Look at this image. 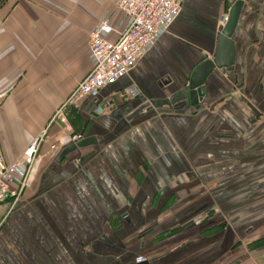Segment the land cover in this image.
I'll return each mask as SVG.
<instances>
[{
	"label": "crops",
	"instance_id": "0c3cea01",
	"mask_svg": "<svg viewBox=\"0 0 264 264\" xmlns=\"http://www.w3.org/2000/svg\"><path fill=\"white\" fill-rule=\"evenodd\" d=\"M116 1L0 0V156L14 162L46 129L57 146L0 205V264H264V0H245L236 69L211 74L198 108L125 120L185 85L236 0H184L129 74L50 125L93 67L90 32L126 28ZM73 134L96 144L58 160Z\"/></svg>",
	"mask_w": 264,
	"mask_h": 264
},
{
	"label": "built area",
	"instance_id": "2783aa9c",
	"mask_svg": "<svg viewBox=\"0 0 264 264\" xmlns=\"http://www.w3.org/2000/svg\"><path fill=\"white\" fill-rule=\"evenodd\" d=\"M184 0H117L118 10L127 19L126 28L119 37L111 40L107 37L114 27L108 20H101L90 32V53L93 59L91 71L79 82L66 100L56 108L50 125L66 124L69 110L79 108L87 98H96L102 89L116 83L129 74L144 56L157 44L158 40L168 32L171 24L180 14ZM228 14L220 20L224 26ZM134 88L123 92L121 97L138 95ZM98 110L111 108L112 100L97 103ZM48 129L36 138L24 150L22 155L12 163L0 156V205L12 202L17 204L27 185L28 175L36 158L43 148L57 149L56 144L48 142ZM82 138L73 134L71 141ZM146 258L139 257L138 262Z\"/></svg>",
	"mask_w": 264,
	"mask_h": 264
},
{
	"label": "water",
	"instance_id": "95a60500",
	"mask_svg": "<svg viewBox=\"0 0 264 264\" xmlns=\"http://www.w3.org/2000/svg\"><path fill=\"white\" fill-rule=\"evenodd\" d=\"M244 3L245 0L234 2L225 25L218 29L216 50L204 54L203 59L192 69L183 87H178L172 92L165 89L161 93L162 96L148 98L140 102L126 116L125 120L131 121L141 112L152 107L175 110L181 102H184L185 105L177 110L179 112H185L191 107L198 108L205 97L206 81L211 74L218 69H224L227 72H233L236 69L237 45L235 37ZM93 144H96L94 136L82 137L66 146L59 154L58 160H62L66 154L72 151L84 149Z\"/></svg>",
	"mask_w": 264,
	"mask_h": 264
}]
</instances>
